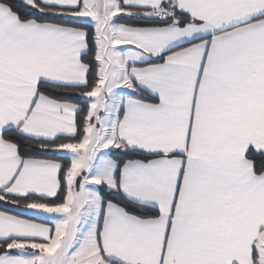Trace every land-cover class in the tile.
Listing matches in <instances>:
<instances>
[{
    "label": "snow or ice",
    "instance_id": "1",
    "mask_svg": "<svg viewBox=\"0 0 264 264\" xmlns=\"http://www.w3.org/2000/svg\"><path fill=\"white\" fill-rule=\"evenodd\" d=\"M0 264H264V0H0Z\"/></svg>",
    "mask_w": 264,
    "mask_h": 264
}]
</instances>
